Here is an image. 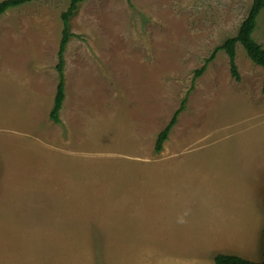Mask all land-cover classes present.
Here are the masks:
<instances>
[{"label":"rangeland","instance_id":"1","mask_svg":"<svg viewBox=\"0 0 264 264\" xmlns=\"http://www.w3.org/2000/svg\"><path fill=\"white\" fill-rule=\"evenodd\" d=\"M0 15V264L264 258V71L219 50L251 0H84ZM253 39L264 47V9ZM159 152L158 132L182 98Z\"/></svg>","mask_w":264,"mask_h":264},{"label":"trees","instance_id":"2","mask_svg":"<svg viewBox=\"0 0 264 264\" xmlns=\"http://www.w3.org/2000/svg\"><path fill=\"white\" fill-rule=\"evenodd\" d=\"M30 1L32 0H0V15L8 9L17 7ZM68 1L69 3L66 9L60 13V18L62 21V30L57 52V62L55 64L58 80L53 104L49 112V118L54 123L60 122L58 116L64 99L63 54L70 37V33L68 30V21L69 18L76 11L78 4L84 0ZM262 9H264V0H251L249 10L244 19L241 21L236 34L226 38L221 44L216 46L211 52V54L205 59V63H203L198 69L194 70V75L197 76L201 74L206 67V63L214 57V54L217 51L222 50L227 56L231 76L235 80H238L239 75L235 64V48L237 43H239L243 47L249 59L253 63L261 66L264 71V47L260 43L256 42L252 37L253 31L256 27V19ZM185 101L186 98H182L178 108L173 112L171 118L169 119L165 127L158 132L154 141L155 152H159L161 150L162 144L167 139L169 131L176 121L177 115L183 109ZM213 262L215 264H264V258L260 261H252L233 254L217 253L213 256Z\"/></svg>","mask_w":264,"mask_h":264}]
</instances>
